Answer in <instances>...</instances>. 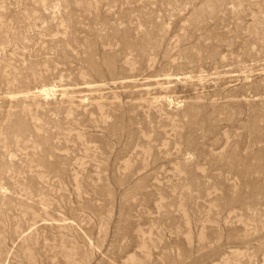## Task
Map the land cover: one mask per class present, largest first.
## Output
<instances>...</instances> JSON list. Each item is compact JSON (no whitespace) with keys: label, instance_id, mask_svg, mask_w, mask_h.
<instances>
[{"label":"rangeland","instance_id":"374dc122","mask_svg":"<svg viewBox=\"0 0 264 264\" xmlns=\"http://www.w3.org/2000/svg\"><path fill=\"white\" fill-rule=\"evenodd\" d=\"M0 264H264V0H0Z\"/></svg>","mask_w":264,"mask_h":264}]
</instances>
